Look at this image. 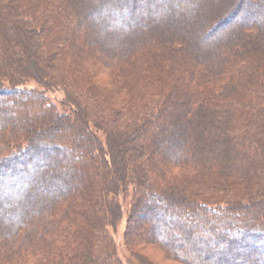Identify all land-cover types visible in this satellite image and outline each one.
Masks as SVG:
<instances>
[{
  "label": "trees",
  "instance_id": "16d2710c",
  "mask_svg": "<svg viewBox=\"0 0 264 264\" xmlns=\"http://www.w3.org/2000/svg\"><path fill=\"white\" fill-rule=\"evenodd\" d=\"M124 216L139 264L264 251V0H0V264H126Z\"/></svg>",
  "mask_w": 264,
  "mask_h": 264
},
{
  "label": "rangeland",
  "instance_id": "374dc122",
  "mask_svg": "<svg viewBox=\"0 0 264 264\" xmlns=\"http://www.w3.org/2000/svg\"><path fill=\"white\" fill-rule=\"evenodd\" d=\"M226 30H228V29H226ZM261 52H263V51H261ZM84 56L82 57V59L80 61V64H82L81 62L83 60L85 61ZM63 95L64 94L61 91H56V92H53L52 94H50V98L53 101H55L57 104L59 103L58 105L61 106L60 104H61V101L63 100ZM73 181L75 182V180H73ZM31 203L32 202H30V201L28 202V204H31ZM146 215L142 216L141 219H139L138 223L133 227L132 233L136 235V238L140 239V237H142V235L146 232V230L148 228H150L149 226L155 223L153 221H150L149 217L146 216ZM158 216H159V218L162 221H163L164 217H166L163 211H160ZM180 219H181L180 221H183V222L186 220L185 218H183V219L180 218ZM157 224H159V223H157ZM125 227H126V217L124 216L123 219L118 224V226L116 227L115 231L111 230V232L113 233L114 240H115V242L117 244L118 254H119L120 258L126 264H139L135 259H133L131 257L130 253L128 252V250H127V248H126V246L124 244L123 234H124ZM220 231H222V230L219 229V228H215V232L218 233ZM228 231L231 232L230 230H228ZM192 233H195V231H192ZM161 235H162V238H160L159 240H162V241L171 240L172 238H174V240H176L177 237H179V234L177 236L174 233H173V237L172 236H167L164 233L161 234ZM209 236L211 237V235H209ZM140 247L142 248L141 251H140V255H139L140 259L143 262L147 263V264H179V263H176V262H172L170 260H165L163 255H162V253L160 251H158L157 249H155V248H153V247H151L149 245H142L141 244ZM183 248H186L184 250V253L191 251V249L188 248V246L183 247ZM203 248H204L205 251H207V253L208 252H212L213 249L214 250H221L222 249L223 250L222 253L225 254V255H228L230 253L227 245L211 244V246H208L206 248L203 247ZM254 254H255V256L254 255H252V256L246 255V256H244V258L243 257L240 258L239 261H236L237 263L233 262L234 260L232 262L236 263V264H251L253 262L252 260H254V259H256L255 262L257 260L259 261V258L264 259V251L263 250L257 249L256 252H254ZM197 255L199 257H202L203 264H215L214 262H212V261H210L208 259H205V257H204L205 254L197 253ZM197 259L200 260V258H197ZM249 259H251V260H249Z\"/></svg>",
  "mask_w": 264,
  "mask_h": 264
},
{
  "label": "bare ground",
  "instance_id": "6f19581e",
  "mask_svg": "<svg viewBox=\"0 0 264 264\" xmlns=\"http://www.w3.org/2000/svg\"><path fill=\"white\" fill-rule=\"evenodd\" d=\"M238 245V244H237ZM243 248V246L242 245H238V246H236L235 248H232V250H231V254H233V255H241L243 252H244V249L243 250H241L242 248Z\"/></svg>",
  "mask_w": 264,
  "mask_h": 264
}]
</instances>
